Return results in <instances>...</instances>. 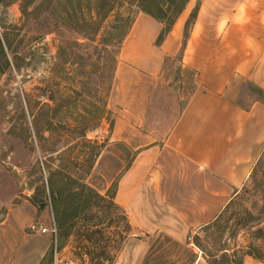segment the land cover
<instances>
[{
  "label": "rangeland",
  "instance_id": "obj_1",
  "mask_svg": "<svg viewBox=\"0 0 264 264\" xmlns=\"http://www.w3.org/2000/svg\"><path fill=\"white\" fill-rule=\"evenodd\" d=\"M130 1L120 10L134 19L129 34L149 31L150 19L137 0ZM103 5V0H0V39L9 45L6 57L0 50V264L35 263L42 243L48 250L37 264L46 261L55 243L49 180L54 193L76 191L82 183L111 191L116 175L131 161L125 146L111 139L114 122L126 121L133 99L128 91L121 93L119 78L115 82L119 65L131 57L129 37L118 49L110 46L107 33L119 10L99 20L97 9ZM138 68L139 79L150 77L137 99L148 112L133 120L160 141L165 122L176 116L165 109L184 105L193 79L178 59L165 58L156 70L169 82L167 91L157 87L164 82L154 83L155 75ZM237 84L236 91L242 87L250 97L258 95L245 82ZM243 94L239 100L250 99ZM66 195L59 204L73 205ZM62 230L60 249L53 263L45 264H139L127 241L124 212L107 202L94 200L77 226ZM138 237L151 246L142 264H193L199 255L189 241L177 244L139 232ZM194 242L209 264H230L222 260L223 249L229 260H244L247 254L264 259V149L245 186Z\"/></svg>",
  "mask_w": 264,
  "mask_h": 264
},
{
  "label": "crops",
  "instance_id": "obj_2",
  "mask_svg": "<svg viewBox=\"0 0 264 264\" xmlns=\"http://www.w3.org/2000/svg\"><path fill=\"white\" fill-rule=\"evenodd\" d=\"M147 17L149 31L133 29L129 34L126 50L131 57L115 76V82L121 80V93L128 91L133 99L125 110L126 121H115L111 132L112 142L131 155L128 167L115 177L114 202L125 214L127 241L139 264L151 246L138 232L177 244L189 241L187 246L199 254L193 264H209L194 239L245 186L264 149V0H189L160 46L156 39L163 26ZM165 58L178 59L191 74L193 88L182 107L165 109L176 116L165 122L159 141L141 132L143 125L133 116L148 112L137 99L149 87L150 77L139 79L138 67L155 75L154 83L164 82L157 87L168 91L169 82L156 70ZM238 81L258 95L250 97L242 87L236 91ZM239 94L250 99L239 100ZM167 98L173 100L170 94ZM109 190L96 191L106 196ZM41 246L45 250L38 251L31 264L48 250V245ZM31 257H25V263ZM243 264L256 263L246 255Z\"/></svg>",
  "mask_w": 264,
  "mask_h": 264
},
{
  "label": "trees",
  "instance_id": "obj_3",
  "mask_svg": "<svg viewBox=\"0 0 264 264\" xmlns=\"http://www.w3.org/2000/svg\"><path fill=\"white\" fill-rule=\"evenodd\" d=\"M134 2L136 0H133ZM130 0H103V7L97 9L98 13V18H106L110 12L114 11L115 9H118V14L116 16L115 22L111 25L109 28L110 30L108 31V35L110 37V41L103 39V43H107V41L110 42V46L113 49H118L121 47V45L124 43L126 38L128 37L131 28L134 24V19L131 17V14L124 15L120 10L124 7L125 4L130 5ZM189 0H137V6L140 9V11L157 21L163 26V29L161 33L159 34V37L156 41V44L158 46L161 45V43L164 41L165 37L171 32V29L183 10L185 9L187 3ZM101 3V1H100ZM102 5V3H101ZM196 17V11L193 12L191 15V18L189 19L187 26H186V35L188 34V29L190 25L192 24L193 20ZM93 24L96 25L95 22ZM9 48L8 46V41L0 39V50L4 54V57H6L5 54V48ZM61 174V173H57ZM56 174H53L55 176ZM71 182H73V179H71ZM49 187L51 188V202L52 203V208H53V215L55 218V230L56 233L54 235L55 238V243L51 246L48 254H47V259L51 263L54 261V254L55 252L59 251L60 247V238L62 237V229H73L75 226L79 224L81 221V216L83 213H85L86 210H90L93 201L98 200L101 202H107L108 206L114 209H119L117 205L114 202V196H115V188L116 186L114 185V188L107 193L106 196H101L96 190L88 186L87 184L82 183L79 187V189L76 191L69 190L67 192L63 193H54L52 190L53 187V180H49ZM67 194V195H66ZM70 197L71 199L73 198V205L69 204L61 206V200L63 196ZM56 203V206L54 204ZM47 204L40 205L39 210H43L44 207ZM128 224V223H127ZM129 226V225H128ZM59 245V247H58ZM225 249L221 250L222 252V260L225 262H230V264H243V260L239 261H234V260H229L230 257L227 253L224 252ZM249 256H252L256 259H258L261 262H264V259L259 257V256H254L251 254H247ZM210 256V254H209ZM233 258H235V255H231ZM212 257V256H210ZM46 261H43L42 264H45ZM229 264V263H228Z\"/></svg>",
  "mask_w": 264,
  "mask_h": 264
},
{
  "label": "built area",
  "instance_id": "obj_4",
  "mask_svg": "<svg viewBox=\"0 0 264 264\" xmlns=\"http://www.w3.org/2000/svg\"><path fill=\"white\" fill-rule=\"evenodd\" d=\"M46 232V230H43V233H45ZM54 233H56V230H55V232ZM189 240H192L191 238L189 239Z\"/></svg>",
  "mask_w": 264,
  "mask_h": 264
}]
</instances>
